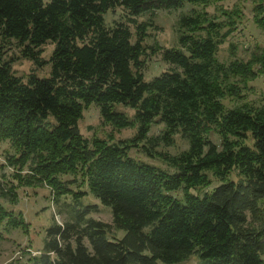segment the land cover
I'll return each mask as SVG.
<instances>
[{"label": "trees", "instance_id": "trees-1", "mask_svg": "<svg viewBox=\"0 0 264 264\" xmlns=\"http://www.w3.org/2000/svg\"><path fill=\"white\" fill-rule=\"evenodd\" d=\"M208 1L0 0V141L13 150L7 163L19 181L45 183L55 200L70 195L77 204L73 221L54 220L46 228L42 249L27 264H177L190 255L197 264H264V105L226 108L221 101L227 93L242 96L224 82L241 64L227 67L216 58L233 22L181 14L180 46L162 47L145 43L153 23L138 20L154 9ZM118 7L123 17L107 25L105 13ZM257 12L264 27L262 3ZM12 41L37 66L49 63V75H16L5 56ZM47 42L53 49L46 61L40 54ZM158 52L169 66L145 79L146 58ZM254 61L264 65V58ZM241 73L256 70L246 65ZM91 104L105 122L136 125V133L84 137L78 121ZM153 122L163 130L150 137ZM176 134L187 149L156 150ZM138 147L174 170L132 157L129 150ZM77 172L87 190L61 179ZM213 178L219 183L205 189ZM88 192L110 207L123 236L109 238L108 224L88 216L96 208L81 203ZM4 220L24 224L0 204Z\"/></svg>", "mask_w": 264, "mask_h": 264}, {"label": "rangeland", "instance_id": "rangeland-1", "mask_svg": "<svg viewBox=\"0 0 264 264\" xmlns=\"http://www.w3.org/2000/svg\"><path fill=\"white\" fill-rule=\"evenodd\" d=\"M258 3L264 6V0H209L206 3L190 4L186 3L176 9H154L140 16L138 20L152 21L153 25L148 28L149 35L145 43L148 45L157 44L162 47L180 46L178 36L180 33L177 20L181 14L199 12L209 18H216L228 23L233 22L231 33L219 44L216 58L219 62L229 67L231 64H241L239 72L230 73L224 80L227 86L231 84L240 88L241 97L231 96L228 93L221 99L226 108L236 106L247 102L255 106L264 105V65L262 66L256 58H264V27L257 23L260 14L257 12ZM124 11L118 7L105 13V22L112 25L114 21L123 17ZM230 27V26H229ZM53 49V44L47 42L42 45L40 54L42 59H49ZM6 58H12L11 69L19 76L26 77L27 74L34 72L38 76H48L50 64L44 63L37 66L32 60L20 55L15 42L12 41L6 50ZM249 65L251 69L256 70L253 76L248 73H241L244 66ZM161 55L158 53L146 58L143 74L145 79H150L168 68ZM262 66V67H261ZM117 109L124 111L129 116H133L134 110L118 105ZM78 127L81 134L91 139L92 137L112 138L113 140L128 138L136 133L137 126L126 128H116L108 122H105L95 104L89 105L83 110L82 118L78 121ZM163 130V124L153 122L151 124L148 136H157ZM213 141L219 142L216 133H211ZM188 141L179 134L173 138L170 145H164L160 142L156 146L157 151L169 155L178 154L187 149ZM13 152L12 147L7 141H0V204L6 209L12 211L16 217L23 220L22 226H15L4 220L0 223V264H27L30 257L38 254L42 249L46 228L57 221L62 224L64 221H73L72 211L75 205L70 195L61 196L58 200L53 198L52 189L45 183L25 184L14 176V168L7 163L6 156ZM129 154L139 160H143L161 168L173 171L164 159L161 157H149L143 148H131ZM21 175L27 177V169L22 170ZM236 178L235 172L231 174ZM62 180L70 181L69 187L75 191L87 190V185L82 181L80 172L76 174H67L61 176ZM209 187L219 183L216 179ZM14 192V195L10 191ZM204 190V189H203ZM1 192L7 194H1ZM176 195H181L178 191ZM81 203L95 205V210L88 216L108 224L109 238H120L125 231L115 227L110 207L100 203L89 192L81 198ZM79 205V204H78ZM81 207V206H78ZM84 242L89 246L88 241ZM198 257L190 255L187 259L177 264H197Z\"/></svg>", "mask_w": 264, "mask_h": 264}]
</instances>
